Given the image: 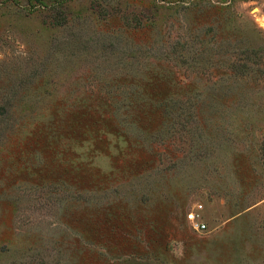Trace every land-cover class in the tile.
<instances>
[{"label":"rangeland","instance_id":"1","mask_svg":"<svg viewBox=\"0 0 264 264\" xmlns=\"http://www.w3.org/2000/svg\"><path fill=\"white\" fill-rule=\"evenodd\" d=\"M0 264H264V0H0Z\"/></svg>","mask_w":264,"mask_h":264},{"label":"built area","instance_id":"2","mask_svg":"<svg viewBox=\"0 0 264 264\" xmlns=\"http://www.w3.org/2000/svg\"><path fill=\"white\" fill-rule=\"evenodd\" d=\"M201 209L202 206L196 207L195 209H192L188 214L187 218L188 220L194 225V227L198 230H205L206 224L204 220L201 217Z\"/></svg>","mask_w":264,"mask_h":264},{"label":"trees","instance_id":"3","mask_svg":"<svg viewBox=\"0 0 264 264\" xmlns=\"http://www.w3.org/2000/svg\"><path fill=\"white\" fill-rule=\"evenodd\" d=\"M147 12V10H144V9H138V10H135V9H133V13L136 15V14H138L139 15V17H140V15H143L144 13H146ZM133 19L134 20H136L134 17H133ZM132 19V20H133ZM129 20L126 18V23H128L129 24ZM136 22H142V21H140V20H137ZM138 25H139V23H138Z\"/></svg>","mask_w":264,"mask_h":264}]
</instances>
